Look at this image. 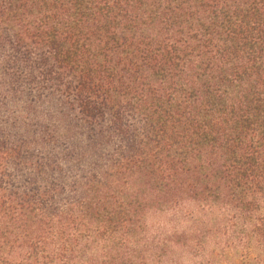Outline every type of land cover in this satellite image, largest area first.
Wrapping results in <instances>:
<instances>
[{"label": "trees", "instance_id": "trees-1", "mask_svg": "<svg viewBox=\"0 0 264 264\" xmlns=\"http://www.w3.org/2000/svg\"><path fill=\"white\" fill-rule=\"evenodd\" d=\"M0 46L12 90L60 92L118 142L71 182L32 156L51 134L8 142L0 264H163L176 247L264 264V0H0ZM189 202L193 225L155 239L146 215Z\"/></svg>", "mask_w": 264, "mask_h": 264}, {"label": "rangeland", "instance_id": "rangeland-1", "mask_svg": "<svg viewBox=\"0 0 264 264\" xmlns=\"http://www.w3.org/2000/svg\"><path fill=\"white\" fill-rule=\"evenodd\" d=\"M10 59L8 49L0 46V162L7 161L6 148L11 140L16 142L22 137L25 140L38 139L47 137L45 134L49 133L53 137L47 143L37 140L38 143L32 145L33 158L41 162L52 161L60 164L63 168L61 175H65L64 178L70 182L88 174L104 171L108 166V159L117 154L118 142L113 139L111 143H107L104 137L102 141L93 140L91 137L94 130L79 120L77 112L67 105L60 92L42 88L35 90L24 81L17 83L20 86L17 87L19 92L12 90L15 85L10 84L12 81L7 76ZM3 166L0 164V172ZM19 174L27 173L22 170ZM187 209L197 210L196 206L189 202L150 211L145 220L155 239L167 237L174 230L182 232L190 228L193 224ZM217 239L218 236L214 239L209 237L204 242L207 253H211L216 247ZM172 249L164 257L163 264H174V258H177L179 264H199L210 255L201 254L190 260L189 255L182 256L179 247ZM236 262L237 257L231 256L219 264Z\"/></svg>", "mask_w": 264, "mask_h": 264}]
</instances>
